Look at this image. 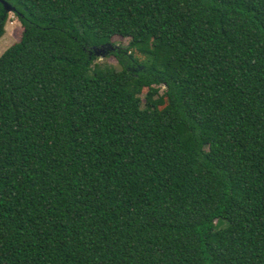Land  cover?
<instances>
[{"label":"trees","instance_id":"trees-1","mask_svg":"<svg viewBox=\"0 0 264 264\" xmlns=\"http://www.w3.org/2000/svg\"><path fill=\"white\" fill-rule=\"evenodd\" d=\"M5 1L0 264H264V0Z\"/></svg>","mask_w":264,"mask_h":264},{"label":"rangeland","instance_id":"rangeland-1","mask_svg":"<svg viewBox=\"0 0 264 264\" xmlns=\"http://www.w3.org/2000/svg\"><path fill=\"white\" fill-rule=\"evenodd\" d=\"M5 34L0 39V56L12 45L19 42L21 40L23 34V27L19 22L18 18L14 15V13H9V18L5 27ZM113 46H108L101 49L94 50L95 55L97 56L96 65L99 66H109L116 70H121L122 66L119 64L117 58L113 55V51L118 48H126L129 45V39H125L122 37H114L112 40ZM135 57L138 58V61L141 64L147 63L149 61L148 57H143L135 54ZM143 67L134 68V72L142 71ZM164 88L161 90V94L163 93ZM147 89L144 90L143 95H145ZM226 226L225 221H217L216 227L221 228Z\"/></svg>","mask_w":264,"mask_h":264},{"label":"water","instance_id":"water-1","mask_svg":"<svg viewBox=\"0 0 264 264\" xmlns=\"http://www.w3.org/2000/svg\"><path fill=\"white\" fill-rule=\"evenodd\" d=\"M0 2H2V4L4 5L5 9L7 12H13L14 11V8L8 3L6 2L5 0H0Z\"/></svg>","mask_w":264,"mask_h":264}]
</instances>
